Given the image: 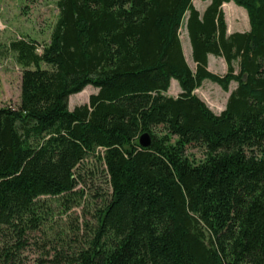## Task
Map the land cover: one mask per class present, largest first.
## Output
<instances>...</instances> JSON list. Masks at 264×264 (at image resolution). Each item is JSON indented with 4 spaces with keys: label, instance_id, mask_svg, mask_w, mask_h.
Returning a JSON list of instances; mask_svg holds the SVG:
<instances>
[{
    "label": "trees",
    "instance_id": "16d2710c",
    "mask_svg": "<svg viewBox=\"0 0 264 264\" xmlns=\"http://www.w3.org/2000/svg\"><path fill=\"white\" fill-rule=\"evenodd\" d=\"M192 1L58 0L47 43L10 42L22 70L19 105L0 107V264H18L43 198L72 197L90 155L105 164L108 202L85 240L33 264H264V0L203 12ZM231 1L248 31L227 33ZM205 80L236 83L219 114L194 93ZM88 85L97 92L69 110Z\"/></svg>",
    "mask_w": 264,
    "mask_h": 264
},
{
    "label": "rangeland",
    "instance_id": "374dc122",
    "mask_svg": "<svg viewBox=\"0 0 264 264\" xmlns=\"http://www.w3.org/2000/svg\"><path fill=\"white\" fill-rule=\"evenodd\" d=\"M57 1L0 0V107L16 108L19 105L22 68L17 64L14 52L9 49L10 42L25 38L35 40L39 44L47 43L58 18ZM192 2L199 7L205 4L200 0ZM222 10L228 32L249 29L247 13L243 7L231 1L223 3ZM184 33L182 26L180 36L183 37ZM183 43L186 44L185 51L188 54L190 48L188 39H183ZM188 56L187 62L194 68V63ZM210 65L212 72L218 75L225 74L227 70L225 61L220 59H216ZM235 86L236 83L231 82L228 92H225L218 84L205 80L194 93L214 113L219 114L225 108L227 93L229 94ZM96 92L95 87L88 85L81 92L69 96V110L87 104L89 96ZM169 94H173L172 87ZM186 154L196 161L203 158L202 151L197 147L188 148ZM75 174L78 185L72 197L68 200L43 198L46 219L38 230L29 233L18 264H33L38 257L51 253L52 246L67 242L78 243L89 236V229L96 223L98 210L104 207L110 198L109 178L104 162L93 155L79 165ZM1 238L0 236V240Z\"/></svg>",
    "mask_w": 264,
    "mask_h": 264
},
{
    "label": "crops",
    "instance_id": "0c3cea01",
    "mask_svg": "<svg viewBox=\"0 0 264 264\" xmlns=\"http://www.w3.org/2000/svg\"><path fill=\"white\" fill-rule=\"evenodd\" d=\"M202 3H205L204 5H202V6H197V5H194V7L199 11V12H203V10L205 9V7L209 4V2H210V0H205V1H203V0H200ZM249 30V29H248ZM248 30H246V31H248ZM184 31H185V33H184V36L183 37H181L180 36V41H181V45H182V50H183V54H184V56H185V59H186V61H187V56L189 57V58H191V46H189L190 48H189V52H188V54L186 53V44H184L183 43V39H188V41H189V38H188V35H187V32H186V30H185V28H184ZM232 32H237V31H232ZM232 32H228L227 31V33H232ZM241 32H244V31H241ZM190 43V42H189ZM212 59V60H211ZM216 59H220V60H222V61H224V59L222 58V57H218V56H215V55H213V54H208L207 55V61H208V69L212 72V69H211V62H213V61H215ZM175 82H177L176 80H174V79H171V81H170V87H169V89H168V91H167V94L168 95H171V96H174V97H176L177 95H178V93L180 92V88H179V85H178V83L176 84ZM203 84V83H202ZM178 85V86H177ZM173 88V94H169V90H170V88ZM236 87V86H235ZM235 87L232 89V90H234L235 89ZM231 90V91H232ZM230 91V92H231ZM228 92V91H227ZM230 94V93H229ZM229 94L227 93V98H228V96H229Z\"/></svg>",
    "mask_w": 264,
    "mask_h": 264
},
{
    "label": "water",
    "instance_id": "95a60500",
    "mask_svg": "<svg viewBox=\"0 0 264 264\" xmlns=\"http://www.w3.org/2000/svg\"><path fill=\"white\" fill-rule=\"evenodd\" d=\"M150 142H151V137L147 132L142 133L138 138V144L142 147H148L150 145Z\"/></svg>",
    "mask_w": 264,
    "mask_h": 264
}]
</instances>
